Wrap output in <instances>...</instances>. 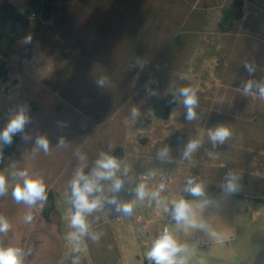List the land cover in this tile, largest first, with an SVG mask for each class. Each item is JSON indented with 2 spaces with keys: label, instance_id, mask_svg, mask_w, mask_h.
Returning <instances> with one entry per match:
<instances>
[{
  "label": "rangeland",
  "instance_id": "rangeland-1",
  "mask_svg": "<svg viewBox=\"0 0 264 264\" xmlns=\"http://www.w3.org/2000/svg\"><path fill=\"white\" fill-rule=\"evenodd\" d=\"M27 1L11 0L21 10ZM226 1L57 0L51 20L38 32L30 27L12 46L9 79L0 83V129L10 113L26 107L31 122L23 135L30 139L17 135L10 156L0 149V175L8 183V194L0 196V215L12 225L0 233V247L22 249L27 253L24 264H73L77 257L79 264H151L145 253L168 227L189 247L190 264H264V98L255 89L247 95L243 91L249 80L264 81V0H258L256 19L250 23L259 42L242 38L243 55L214 74L205 68L210 63L202 55L205 38L199 39L195 29L206 22V9L219 18L218 9ZM216 17L208 25L215 26ZM245 64L254 67L251 75ZM195 66L200 68L197 77ZM172 83L178 90H197L195 120L184 119L182 97L167 120L153 115V104L178 93ZM221 125L232 135L213 145L208 133ZM38 136L49 140L48 153L36 148ZM61 138L65 144L59 147ZM190 140H199L200 146L185 158ZM165 146L171 162L158 158ZM118 149L120 158L114 156ZM101 152L120 162L117 176L124 180L119 193L109 192L110 182H105L104 196L135 201V208L124 216L104 203L87 217L89 231L102 233L100 240L85 236L76 251L75 243L66 239L74 211L70 181L77 169L89 174ZM21 170L43 177L48 192L43 207L37 202L29 209L12 197L22 183L15 175ZM229 172L238 178L235 193L224 190ZM192 177L203 184L210 201L197 214L216 236L200 229L184 231L168 221L173 199H204L183 192ZM161 182L167 212L163 204L135 196L139 183L151 192ZM28 211L31 223L24 221Z\"/></svg>",
  "mask_w": 264,
  "mask_h": 264
},
{
  "label": "clouds",
  "instance_id": "clouds-1",
  "mask_svg": "<svg viewBox=\"0 0 264 264\" xmlns=\"http://www.w3.org/2000/svg\"><path fill=\"white\" fill-rule=\"evenodd\" d=\"M31 38L27 37L26 42ZM247 72L251 75L254 67L250 64L244 65ZM102 84L103 81H100ZM257 91L260 97L264 98V81L255 82L249 80L243 86L245 95L250 94L253 90ZM177 97H182V103L186 109L184 119L192 121L196 119V108L198 106L197 90L193 87H183L174 94L173 103L177 102ZM136 118L138 112L135 108L131 113ZM30 118L26 107H20L15 112L10 113L6 125L0 129V149L9 147L14 143V137L21 136V139L28 140L30 137L23 135L25 126L29 124ZM232 132L227 126H218L208 133L209 139L213 145L223 144ZM65 141L61 138L58 141L59 147L64 146ZM35 146L42 149L45 153L49 151V140L46 136H38L35 140ZM200 146L199 140H190L184 150V157L189 158ZM158 158L161 161L171 162L169 157V148L165 146L158 152ZM120 162L112 155L101 152L100 158L95 161V166L89 174L83 170L77 169L73 179L70 181L71 195L69 202L74 211L69 217V226L72 231L66 234V239L75 243V250L79 251V242L83 237L88 236L94 242H98L102 233L90 232V224L87 217L97 209L103 207L104 203L113 205L117 213L124 216H131L135 208V201L123 202L112 196L110 199L104 196V183L110 182L109 192L119 193L124 188V180L117 176L120 171ZM127 169L125 170V172ZM22 179L12 190V197L16 203L23 202L31 209L40 202V206L47 202V186L42 176H29L27 170H21L15 173ZM149 175L144 176V180L149 179ZM235 177L231 172L226 174V184L224 190L227 193H235L238 190ZM165 189V184L161 182L155 190L149 192L145 183H139L135 188V196L138 200L143 201L146 197L156 201L157 206L164 205L165 212L168 211L167 201L160 199V194ZM183 192L194 197H203L204 199L193 202L183 198V196L171 201V217L176 221L178 226H182L184 231L189 229H200L206 233L216 236L207 223L197 214V209H202L209 205L210 201L205 197L203 184L196 182L195 177L189 178L183 188ZM8 194L7 178L0 175V196ZM33 214L28 211L24 216L25 223H31ZM12 227L9 219L0 215V233H7ZM190 249L186 244L178 241L176 236L168 227H165L160 235L153 240L151 247L146 251L145 257L151 264H190ZM27 253L16 247H0V264H24ZM73 264H79V258L73 260Z\"/></svg>",
  "mask_w": 264,
  "mask_h": 264
},
{
  "label": "trees",
  "instance_id": "trees-1",
  "mask_svg": "<svg viewBox=\"0 0 264 264\" xmlns=\"http://www.w3.org/2000/svg\"><path fill=\"white\" fill-rule=\"evenodd\" d=\"M251 1L253 0H227L220 8L218 30L222 33L231 30L233 24L242 18L245 2ZM56 2L57 0H28L25 9L21 10L11 0H0V83L4 84L9 79L7 63L12 46L26 36L30 27L36 32L40 31L43 24L51 20ZM173 98L174 94L170 93L153 104V115L167 120L175 105ZM17 142L18 137L15 136L11 146L2 148L3 153L12 155ZM117 152L119 149L114 151V156L120 158ZM51 209L50 207L44 214ZM168 221L173 223L175 220L170 216Z\"/></svg>",
  "mask_w": 264,
  "mask_h": 264
},
{
  "label": "crops",
  "instance_id": "crops-1",
  "mask_svg": "<svg viewBox=\"0 0 264 264\" xmlns=\"http://www.w3.org/2000/svg\"><path fill=\"white\" fill-rule=\"evenodd\" d=\"M248 5H249L248 7L246 5L243 9L242 18L236 21L233 24L231 30H229L226 33H222L218 30L217 23H218L219 18L213 15V12H211L210 9H206L207 13L205 14V16H203L204 17L203 19L206 22L204 24L202 23L201 27L195 29L199 33L198 34L199 39H201V36L205 38L204 45H201L204 48L202 55H205V58L206 57L210 58V63H208L205 68L206 69L210 68L211 73L215 74V71H218V74H219V70H220L219 67H221L222 70H225L227 63L230 62L232 58L243 55V49L245 48V45L243 49L240 48V44H242L240 41L242 40V38L250 37L252 38L253 41L255 40L257 42L258 40L259 42V33H257V30H255V26L253 25L252 27L250 23L254 22V19H256L255 14L259 8L260 2L258 0H253ZM218 12L220 13L219 9H218ZM214 17H216L215 26L208 25L209 19L214 18ZM237 43H238V46H237ZM194 46H197V43H195ZM8 61H9V58H8ZM199 69L200 68H198V66H195V70H194L195 77L198 76L199 71H200ZM211 81H212V84L214 82L219 83L220 79L214 80V81L211 80ZM185 84H187L186 81H185ZM170 86L178 90V87L176 85H173V83L170 84ZM177 102H179L178 97H177ZM177 102L175 103V105L172 106L170 110L171 116L174 113V109H175V106L177 105ZM177 111H178V108L177 110H175V112Z\"/></svg>",
  "mask_w": 264,
  "mask_h": 264
}]
</instances>
